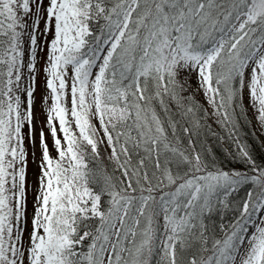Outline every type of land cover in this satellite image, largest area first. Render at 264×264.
Listing matches in <instances>:
<instances>
[{"label": "snow or ice", "instance_id": "snow-or-ice-1", "mask_svg": "<svg viewBox=\"0 0 264 264\" xmlns=\"http://www.w3.org/2000/svg\"><path fill=\"white\" fill-rule=\"evenodd\" d=\"M251 127L264 0H0V264H264Z\"/></svg>", "mask_w": 264, "mask_h": 264}, {"label": "trees", "instance_id": "trees-1", "mask_svg": "<svg viewBox=\"0 0 264 264\" xmlns=\"http://www.w3.org/2000/svg\"><path fill=\"white\" fill-rule=\"evenodd\" d=\"M213 127L215 128L216 126L213 125ZM217 131H219V129H217ZM241 134L246 135L248 143L252 146L254 154L257 156V158H259L261 155H264V145L254 127H251L246 131L242 130ZM208 144L220 158H223L224 150L228 148L227 144H217L211 139L208 140ZM236 166L239 167L238 165Z\"/></svg>", "mask_w": 264, "mask_h": 264}, {"label": "rangeland", "instance_id": "rangeland-1", "mask_svg": "<svg viewBox=\"0 0 264 264\" xmlns=\"http://www.w3.org/2000/svg\"><path fill=\"white\" fill-rule=\"evenodd\" d=\"M37 109L39 110V104L37 105ZM255 131L258 133V135L261 138L262 143L264 145V135H261L259 130L255 129ZM36 172H37L36 166L34 164H31V162H30V165H29V177H28V180H29L30 184L35 182ZM29 207H31V204H29Z\"/></svg>", "mask_w": 264, "mask_h": 264}]
</instances>
